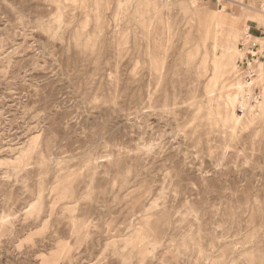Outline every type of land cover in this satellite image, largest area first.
Listing matches in <instances>:
<instances>
[{
  "label": "rangeland",
  "instance_id": "374dc122",
  "mask_svg": "<svg viewBox=\"0 0 264 264\" xmlns=\"http://www.w3.org/2000/svg\"><path fill=\"white\" fill-rule=\"evenodd\" d=\"M248 2L0 0V264H264Z\"/></svg>",
  "mask_w": 264,
  "mask_h": 264
},
{
  "label": "built area",
  "instance_id": "2783aa9c",
  "mask_svg": "<svg viewBox=\"0 0 264 264\" xmlns=\"http://www.w3.org/2000/svg\"><path fill=\"white\" fill-rule=\"evenodd\" d=\"M238 74L250 86L245 91L246 99L258 101L264 93V24L258 32L248 29L239 44ZM242 79V80H243ZM250 89L259 90L253 93Z\"/></svg>",
  "mask_w": 264,
  "mask_h": 264
},
{
  "label": "crops",
  "instance_id": "0c3cea01",
  "mask_svg": "<svg viewBox=\"0 0 264 264\" xmlns=\"http://www.w3.org/2000/svg\"><path fill=\"white\" fill-rule=\"evenodd\" d=\"M220 1V3L218 4V7H219V10H222V12L225 14V16H226V18H227V20H232L233 19V21H229L230 22V24H231V26L232 27H234L236 30H240V25H241V22H240V20L241 19H239V18H237V17H235V16H231V15H229L228 14V11H227V7H226V5L225 4H223L222 3V1L223 0H219ZM233 2H236V3H238V4H242L243 6H245V8H247L248 10H257L256 8H251L250 7V4H249V0H232ZM252 1H258V2H260L261 4H263L264 5V0H252ZM250 8V9H249ZM262 10H264V6L262 7ZM249 13V17L250 16H253V13H250V12H248ZM232 18V19H231ZM250 20H252L251 18H250ZM252 21H255V20H252ZM246 28H249V25L248 24H246ZM258 28V27H257ZM244 29H245V27H244ZM247 30V29H246ZM257 33V32H256Z\"/></svg>",
  "mask_w": 264,
  "mask_h": 264
},
{
  "label": "bare ground",
  "instance_id": "6f19581e",
  "mask_svg": "<svg viewBox=\"0 0 264 264\" xmlns=\"http://www.w3.org/2000/svg\"><path fill=\"white\" fill-rule=\"evenodd\" d=\"M248 30V29H247Z\"/></svg>",
  "mask_w": 264,
  "mask_h": 264
}]
</instances>
